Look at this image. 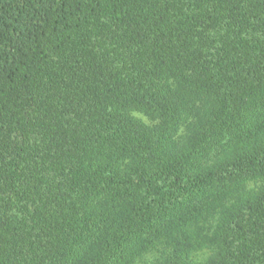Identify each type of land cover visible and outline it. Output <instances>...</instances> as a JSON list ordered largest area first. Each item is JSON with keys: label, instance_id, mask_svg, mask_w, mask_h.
<instances>
[{"label": "trees", "instance_id": "trees-1", "mask_svg": "<svg viewBox=\"0 0 264 264\" xmlns=\"http://www.w3.org/2000/svg\"><path fill=\"white\" fill-rule=\"evenodd\" d=\"M0 264H264V0H0Z\"/></svg>", "mask_w": 264, "mask_h": 264}]
</instances>
